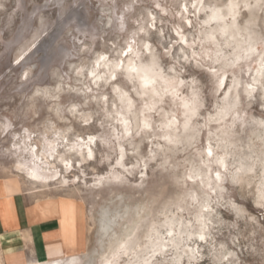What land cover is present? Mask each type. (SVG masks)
<instances>
[{"label": "rangeland", "instance_id": "374dc122", "mask_svg": "<svg viewBox=\"0 0 264 264\" xmlns=\"http://www.w3.org/2000/svg\"><path fill=\"white\" fill-rule=\"evenodd\" d=\"M263 73L264 0H0V188L82 203L80 264H264Z\"/></svg>", "mask_w": 264, "mask_h": 264}, {"label": "crops", "instance_id": "0c3cea01", "mask_svg": "<svg viewBox=\"0 0 264 264\" xmlns=\"http://www.w3.org/2000/svg\"><path fill=\"white\" fill-rule=\"evenodd\" d=\"M26 195L0 188V264H31L86 249L87 211L82 203L75 202L63 221L61 216H39L36 202L30 204Z\"/></svg>", "mask_w": 264, "mask_h": 264}, {"label": "bare ground", "instance_id": "6f19581e", "mask_svg": "<svg viewBox=\"0 0 264 264\" xmlns=\"http://www.w3.org/2000/svg\"><path fill=\"white\" fill-rule=\"evenodd\" d=\"M211 16V15H210ZM232 40V39H231ZM251 45V44H250ZM238 47V46H237ZM250 47V46H249ZM248 48V47H247ZM131 53H132V51H131ZM134 53V52H133ZM235 55H237V53L235 54ZM117 65V64H116ZM134 66V65H133ZM131 68H133V67H131ZM261 71V70H260ZM258 72V71H257ZM225 74H226V72H224ZM138 74V73H137ZM223 74V73H222ZM221 74V75H222ZM264 74V73H263ZM142 75V74H141ZM223 76V75H222ZM259 76V75H258ZM137 77H139V76H137ZM149 77V76H148ZM148 77L147 76H144V77H142L143 78V81L144 82H147L149 79H148ZM221 77V76H220ZM224 78H225V76L220 80L222 83H221V85L220 86H222V84L225 82L224 81ZM258 80V79H257ZM220 81H219V83H220ZM141 83V82H140ZM223 88V87H222ZM249 92H250V90H249ZM185 101H187V100H185ZM188 103V102H187ZM185 104H186V102H185ZM185 104H183V105H185ZM189 105H190V103H189ZM187 106H188V104H187ZM195 106V105H194ZM185 107V106H184ZM187 109H190L189 108V106L188 107H186ZM193 108H191V110H192ZM195 109V108H194ZM226 109V108H225ZM191 110H188L189 112L191 111ZM222 110H224V109H222ZM221 110V111H222ZM229 110V109H228ZM187 111V110H186ZM193 111V110H192ZM191 111V112H192ZM224 112V111H223ZM226 113H227V111H226ZM228 113H229V111H228ZM220 114H221V112H220ZM218 115H219V113H218ZM228 115V114H227ZM223 116V115H222ZM220 118V117H219ZM223 117H221V119H222ZM217 119H218V117H217ZM216 119V120H217ZM219 120V119H218ZM218 120H217V122H218ZM123 121V120H122ZM221 121V120H220ZM121 122V121H120ZM139 125V124H138ZM187 126V125H186ZM222 131H224L225 132V129L224 130H222ZM221 132V131H220ZM223 132V133H224ZM225 135V134H224ZM264 135V134H263ZM92 136V135H91ZM227 136H228V134H226V138H227ZM223 137V135H221V138ZM229 137V136H228ZM217 138H220V137H217ZM225 138V139H226ZM80 139V138H79ZM224 139V140H225ZM230 139V138H229ZM228 139V141H230ZM222 140V139H221ZM219 141V140H218ZM225 141H227V140H225ZM231 141H233L232 139H231ZM222 142H224L223 140H222ZM57 143V142H56ZM230 144H231V142H229ZM225 144H226V142H225ZM52 145V144H51ZM223 145H224V143H223ZM227 145V144H226ZM54 146V145H53ZM58 146V145H57ZM220 146H222V144L220 145ZM91 147V146H90ZM89 147V148H90ZM227 147V146H226ZM207 148V147H206ZM223 149L225 148L224 146L222 147ZM52 149V148H51ZM222 149V150H223ZM88 150V149H87ZM208 150H209V148H208ZM207 150V151H208ZM213 150V149H212ZM42 151V150H41ZM210 151V150H209ZM208 151V152H209ZM225 151H226V149H225ZM91 152H92V150H89V152H88V154L89 155H91ZM221 153H222V151H220ZM227 152V151H226ZM57 154V153H56ZM213 154H216L215 152L213 153ZM42 155H43V158H41L40 157V153H39V150H36L35 152H33V157L35 158L34 160H33V162L32 163H24L23 161H19L18 162V164H17V168L21 171V172H24V173H27V175H28V177L30 178V180L32 181V182H34V183H43V184H48V183H50V182H52L53 180H58L59 178H58V176H61L60 175V173H58L59 171H56L53 167H51L50 165L51 164H53V162H50V160H49V158H54V162L57 160V156L55 155V152H50V154L48 155V153H46V152H42ZM207 155V154H206ZM32 156V155H31ZM60 156V155H59ZM90 157V156H89ZM221 157H222V154H221ZM44 158H46L47 160L45 161L44 160ZM40 159H42V160H40ZM84 159H87V156H85L84 157ZM63 161V160H62ZM66 161V160H65ZM65 163V162H64ZM218 163V162H217ZM219 163H221V165H223V161H219ZM48 164V165H47ZM63 165V164H62ZM243 165V164H242ZM251 166V164H249V167ZM252 166H253V164H252ZM73 167V166H72ZM243 167H245V165L243 166ZM69 168V167H68ZM240 168H242V167H240ZM66 169H67V167H66ZM244 169H247V168H244ZM250 169L252 170V168L250 167ZM249 168H248V170H250ZM62 178V177H61ZM62 180V179H61ZM74 206V204H71V203H67V202H60V204L58 205V206H55V205H52L51 203H48V204H46V205H41L39 208H38V211H39V213H40V215H41V217H48V216H50V215H52L54 212H58L59 213V216H61L62 217V220L63 221H65V216L67 215V214H69L70 213V210L72 209V207ZM203 206H205V205H203ZM77 208V207H76ZM102 209H104V208H102ZM118 210V209H117ZM124 212V211H123ZM75 214V213H74ZM77 215V214H76ZM75 217V216H74ZM201 217V216H200ZM71 218V217H70ZM71 220V219H70ZM99 221H100V223H99V228L98 229H100V232L101 233H103V234H105V233H107L108 232V230L110 229V227H111V223H112V221H113V219L108 215V212L107 211H105V210H103L102 211V213H101V217H100V219H99ZM205 221V220H204ZM201 222V221H200ZM76 223V222H75ZM205 223H206V221H205ZM71 225V224H70ZM204 225V224H203ZM206 225V224H205ZM201 226V225H200ZM203 227V226H202ZM204 228H206V226L204 227ZM78 230V229H77ZM202 231V230H201ZM117 233V232H116ZM199 233V232H198ZM204 230L199 234V236L201 237V236H204ZM198 236V237H199ZM121 239V238H120ZM201 239V238H200ZM121 240H123V239H121ZM123 241H125V240H123ZM79 242V241H78ZM77 242V243H78ZM157 242H160V241H157ZM162 242V241H161ZM71 243V242H70ZM76 243V242H75ZM163 243V242H162ZM161 243V244H162ZM126 244V243H125ZM168 244V243H167ZM155 244H153V246H154ZM157 245V244H156ZM155 245V246H156ZM124 246V245H123ZM122 246V248H124ZM158 246V245H157ZM169 246V245H168ZM151 247V246H150ZM162 247H167L166 246V244H162ZM116 248V247H115ZM120 248V247H119ZM155 250H156V248H155ZM153 252V251H152ZM112 255V254H111ZM110 255V256H111ZM116 256V255H115ZM58 257V256H57ZM108 257V256H107ZM106 257V258H107ZM105 258V259H106ZM104 259V260H105ZM146 260V259H145ZM107 261V260H106ZM108 262V261H107ZM109 262H111V260L109 261ZM144 262V261H143ZM31 264H80V256L79 255H76V254H73V253H67V255L66 256H64V257H60V258H56V259H53V260H42V261H38V260H35V261H33V262H31ZM84 264H92L91 263V261L90 260H88V261H86ZM105 264H108V263H105ZM131 264H133V263H131Z\"/></svg>", "mask_w": 264, "mask_h": 264}, {"label": "snow or ice", "instance_id": "6c2138e0", "mask_svg": "<svg viewBox=\"0 0 264 264\" xmlns=\"http://www.w3.org/2000/svg\"><path fill=\"white\" fill-rule=\"evenodd\" d=\"M209 155H211V151H209ZM201 239H203V236H201Z\"/></svg>", "mask_w": 264, "mask_h": 264}]
</instances>
